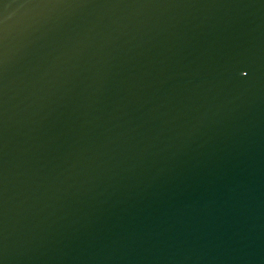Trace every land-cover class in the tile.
I'll return each mask as SVG.
<instances>
[{"label":"water","instance_id":"95a60500","mask_svg":"<svg viewBox=\"0 0 264 264\" xmlns=\"http://www.w3.org/2000/svg\"><path fill=\"white\" fill-rule=\"evenodd\" d=\"M0 264H264V0H0Z\"/></svg>","mask_w":264,"mask_h":264}]
</instances>
